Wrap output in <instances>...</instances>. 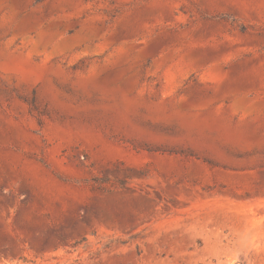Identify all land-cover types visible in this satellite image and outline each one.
<instances>
[{
	"label": "rangeland",
	"instance_id": "obj_1",
	"mask_svg": "<svg viewBox=\"0 0 264 264\" xmlns=\"http://www.w3.org/2000/svg\"><path fill=\"white\" fill-rule=\"evenodd\" d=\"M0 264H264V0H0Z\"/></svg>",
	"mask_w": 264,
	"mask_h": 264
}]
</instances>
